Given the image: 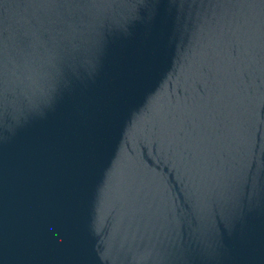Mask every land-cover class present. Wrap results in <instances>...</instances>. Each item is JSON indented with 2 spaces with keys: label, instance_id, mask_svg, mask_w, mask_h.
Wrapping results in <instances>:
<instances>
[{
  "label": "water",
  "instance_id": "water-1",
  "mask_svg": "<svg viewBox=\"0 0 264 264\" xmlns=\"http://www.w3.org/2000/svg\"><path fill=\"white\" fill-rule=\"evenodd\" d=\"M0 264H264V0H0Z\"/></svg>",
  "mask_w": 264,
  "mask_h": 264
}]
</instances>
